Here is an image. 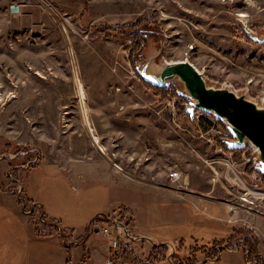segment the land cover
<instances>
[{"label":"rangeland","instance_id":"rangeland-1","mask_svg":"<svg viewBox=\"0 0 264 264\" xmlns=\"http://www.w3.org/2000/svg\"><path fill=\"white\" fill-rule=\"evenodd\" d=\"M244 24L264 33V0H0V182L38 229L61 224L69 246L75 230L108 244L105 214L175 243L171 261L154 263V246L131 242L137 264H194L195 254L196 264H248L247 249L264 264V198L249 191L264 194L255 146L230 149L224 121L190 113L182 86L149 84L136 68L189 60L210 87L264 106V43ZM76 75L105 153L84 125Z\"/></svg>","mask_w":264,"mask_h":264},{"label":"water","instance_id":"water-1","mask_svg":"<svg viewBox=\"0 0 264 264\" xmlns=\"http://www.w3.org/2000/svg\"><path fill=\"white\" fill-rule=\"evenodd\" d=\"M244 29L252 40L264 43V33L254 32L245 24ZM150 61L152 63L153 58L136 66L147 83L170 87L176 82L182 86L185 91L182 95L190 98L189 112L203 110L224 121L234 136L233 140L225 141L230 149L244 148L248 143L254 145L256 169L264 173V106L229 89L210 87L204 73L189 60L162 62L156 59L155 64Z\"/></svg>","mask_w":264,"mask_h":264},{"label":"crops","instance_id":"crops-1","mask_svg":"<svg viewBox=\"0 0 264 264\" xmlns=\"http://www.w3.org/2000/svg\"><path fill=\"white\" fill-rule=\"evenodd\" d=\"M59 165L65 169V164ZM19 187H23L20 182ZM35 203L42 206L48 217L51 219L54 217L47 202L41 199ZM29 217L19 205L16 192L8 191L5 181H1L0 264H106L110 243L98 241L94 235L85 237L87 234L85 231L75 230L77 232H71L70 237L79 243L69 246L61 238L59 231L40 230ZM88 231L90 233V227ZM87 243H90V246H87ZM68 247L72 254L71 258L68 252H64Z\"/></svg>","mask_w":264,"mask_h":264},{"label":"built area","instance_id":"built-area-1","mask_svg":"<svg viewBox=\"0 0 264 264\" xmlns=\"http://www.w3.org/2000/svg\"><path fill=\"white\" fill-rule=\"evenodd\" d=\"M170 177L172 179H174V181H177L180 179L181 173L179 171L173 172L170 175ZM18 188H19V191L22 189L21 187H18ZM35 205L43 211V208L40 204L37 203ZM31 212H32L31 210L27 211V213H29V214ZM44 216H46V214ZM98 218H99L100 225H101L99 232H101V234H103V236H105L109 240L111 253H113L116 250H119L123 246H130L131 242H136V241L142 242V241L146 240L148 243H150L153 246L159 245V242H155L151 238H146L143 236H137V235L131 234L130 231L127 229L128 228L127 225H124L123 223H121L119 221V218H117V217H113V216L108 217L105 214H100ZM58 229L61 232L62 226L59 225ZM94 231H95V229L93 227H91L90 233H93ZM65 240H64L65 244L69 245L66 243ZM74 243L78 244L79 242L76 241ZM166 244H168V247H169V252L167 253V256H170L169 260L171 261L173 258H171L172 255L170 254V252L173 253L176 251V245L174 242H166ZM245 248H247V247H245ZM234 250L238 251V248L234 249ZM249 253H250V250L247 249L248 264H259V261L257 259H254V260L249 259ZM108 264H115L114 260L112 259V256L109 258Z\"/></svg>","mask_w":264,"mask_h":264},{"label":"trees","instance_id":"trees-1","mask_svg":"<svg viewBox=\"0 0 264 264\" xmlns=\"http://www.w3.org/2000/svg\"><path fill=\"white\" fill-rule=\"evenodd\" d=\"M145 36L148 37L147 32H146V35ZM231 245L234 246V243H232ZM231 245H230V247L233 248V246H231ZM218 247L214 246L212 248V251L214 249H217ZM133 249L134 248H131V247L129 248V246H123L122 249L114 256L115 261L117 263H119V264H121V262L122 263H125V264L143 263L142 261L140 262V261L136 260ZM192 249H194V247ZM250 251L253 252V253H256V251L253 250V249H251ZM167 252H168V247L166 245H164V246H154L153 249H152V251H151V253L149 254L148 260L155 261L154 263H156V261L157 262L158 261H166ZM218 252L216 251L215 253L214 252H210V253L212 254V257H216V255L218 254ZM193 256L195 257L194 259H196V262L194 264H196L197 263V259H198L197 258V254H195ZM159 257H160L161 260H159ZM259 257H261V256H259ZM259 264H263L262 258H260V263Z\"/></svg>","mask_w":264,"mask_h":264},{"label":"bare ground","instance_id":"bare-ground-1","mask_svg":"<svg viewBox=\"0 0 264 264\" xmlns=\"http://www.w3.org/2000/svg\"><path fill=\"white\" fill-rule=\"evenodd\" d=\"M239 16L241 18H243V20L245 22H248L247 19H246V16L247 15H245V14H239ZM79 76L76 75V81H77V84H78V89H79L80 97H81L80 102H81V107H82V111H83V115H84V118H83L84 119V125L87 126V128H88V130H89V132L91 134L93 145L96 146L102 153H105V150L106 149H105V147L101 143V137H100L101 135L99 136L96 133V130H95V128H94V126H93L90 118H89V109L90 108H88V106H87L86 91H85V88H84L83 81H82V79ZM11 95H13V94H11ZM109 114H111V113H109ZM118 167L120 168V166H118ZM243 184H245V182H243Z\"/></svg>","mask_w":264,"mask_h":264},{"label":"flooded vegetation","instance_id":"flooded-vegetation-1","mask_svg":"<svg viewBox=\"0 0 264 264\" xmlns=\"http://www.w3.org/2000/svg\"><path fill=\"white\" fill-rule=\"evenodd\" d=\"M246 189L248 190L249 188L246 186ZM249 191H250V194H251V195H254V193H256V195H257V194H258V195L261 194L262 196L260 195L259 198H264V197H263L264 194H262V193L259 192V191H257V192H255V191H253V190H249ZM243 201L246 202V201H249V199H247V198H243ZM249 203H251V202L249 201ZM252 204H253V203H252Z\"/></svg>","mask_w":264,"mask_h":264}]
</instances>
